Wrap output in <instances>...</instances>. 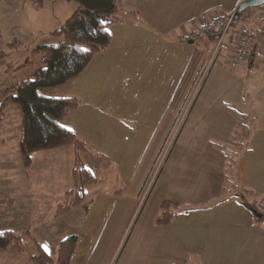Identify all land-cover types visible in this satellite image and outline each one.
Masks as SVG:
<instances>
[{
  "label": "crops",
  "instance_id": "obj_1",
  "mask_svg": "<svg viewBox=\"0 0 264 264\" xmlns=\"http://www.w3.org/2000/svg\"><path fill=\"white\" fill-rule=\"evenodd\" d=\"M23 1L30 3V18L44 15L42 9L50 15L44 26L30 21L24 28L35 37L21 43L18 56L4 57L0 46V99L10 84L33 77L43 63L41 55L31 58L32 49L57 41L52 32L77 7L66 0ZM244 1L117 0L120 20L109 26L110 45L76 78L47 92L80 100L65 122L92 152H81L98 177L87 186L93 197L89 210L84 213L80 205L75 222L66 219L74 207L55 214L73 185L74 148L36 151L25 168L15 108L16 132L13 136L7 126L8 136L0 138V191L5 192L0 215L25 221L22 234L54 236L58 246L76 234L70 264H264V222L241 202H264V25L246 63L234 69L228 61L242 23L222 40L194 34L202 21L236 11ZM257 7L245 14L248 22L255 23ZM189 190L194 197L174 201V194ZM218 192L226 197L218 199ZM166 200L175 214L159 224L156 217ZM25 207L30 212L22 211ZM43 208L50 209L49 216H42ZM36 247L17 258L1 249L0 264H32L29 254H36ZM55 254L50 253L53 259Z\"/></svg>",
  "mask_w": 264,
  "mask_h": 264
},
{
  "label": "trees",
  "instance_id": "obj_2",
  "mask_svg": "<svg viewBox=\"0 0 264 264\" xmlns=\"http://www.w3.org/2000/svg\"><path fill=\"white\" fill-rule=\"evenodd\" d=\"M66 1L75 2L77 7L72 16L52 32L57 41L32 49L31 54L41 55L43 65L36 69L32 78L10 84L1 92L0 99V125L5 120L7 107L16 105L19 108L21 134L18 148L25 168L31 166L32 155L36 151L52 150L66 145L74 148L73 185L57 205L56 215L67 213L77 205H81L84 213H87L93 201L87 186L96 182L98 177L84 165L81 158V152H92L65 122L67 115L78 107L80 100L68 96H52L47 92L76 78L95 54L106 49L111 43L109 26L120 20L117 0ZM251 8L241 12L236 10L234 24L242 23L239 26L241 32L254 23L248 22L249 16L245 15ZM260 28L261 26L257 32ZM255 37L256 33L251 50L256 44ZM25 62L29 63L30 59ZM241 202L250 210L256 221L264 222L263 201L255 203L245 198ZM161 206L163 212L156 217V222L167 224L175 212L171 211L168 200ZM77 238L76 234L63 238L59 243L56 259L36 242L38 252L29 254V260L32 264H70L77 247ZM34 242L30 231L24 234H19L13 229L0 231V250H10L11 256L15 258L22 256Z\"/></svg>",
  "mask_w": 264,
  "mask_h": 264
},
{
  "label": "rangeland",
  "instance_id": "obj_3",
  "mask_svg": "<svg viewBox=\"0 0 264 264\" xmlns=\"http://www.w3.org/2000/svg\"><path fill=\"white\" fill-rule=\"evenodd\" d=\"M72 4L75 5V3H72ZM26 5H30V3L27 1ZM26 5L23 0H0V46L3 51L4 57H16L20 53H22V51L24 50V47L21 45V43H24L25 41L30 42L35 37L33 32L29 33L24 28L27 27L30 21L33 26L35 23L44 26V24H46V21H45L46 18L50 15V11L42 9V13H45L44 15L38 14V18L34 16L30 18V14L27 10ZM41 36L43 38H46V35L45 36L41 35ZM261 53H262V50L261 49L258 50L257 54L261 55ZM30 55H31V58L35 56L33 54H30ZM9 78H11V76H9ZM15 108L16 110L19 109L16 105H11L7 107L5 121L2 123V125H0V138L8 136L7 126H9V130L13 132L12 133L13 136H14V132H16L18 121L16 117L17 113L15 112ZM180 128H181L180 126L177 128V125H176L175 128L173 129V132H172L173 137H171V140H172L171 144L175 140ZM20 132H21V129H19V133ZM12 139H13L12 136H10L8 138V141L13 144ZM18 141H17V144H18ZM84 161L87 165H89L88 164L89 162L88 161L86 162V159H84ZM20 163L22 162L20 161ZM37 166H39V164ZM223 167H224V164H223ZM2 183H4V181ZM0 193L3 194L5 192L0 191ZM195 194L196 192L194 190L183 191L182 193H176L174 194V201L180 202L183 200H189L192 197H194ZM200 194L201 192L197 193L198 196H200ZM202 194L205 195V194H208V192H204ZM155 195H156V192H155ZM155 195H152V197L155 198L154 197ZM215 197H218L219 199V198L226 197V195L225 194L222 195L220 194V192H218ZM5 201H8V200L5 199ZM23 210L26 213L30 212L29 208L27 207L22 208V211ZM49 213H50L49 208H43V211H42L43 217L49 216ZM81 214H82V208L80 205H78V206H75L68 213V215L66 216V219L70 220L71 222H75L80 217ZM70 224L75 225L76 223H70ZM25 225H26V222L21 219H10L8 218L7 215H4V216L0 215V231L10 228V229H15L16 232L22 234L24 230L26 229ZM59 225H61V223H59ZM34 239L37 240L39 243H41L42 246L48 247L51 254L58 252L59 246L54 236H51L50 238L49 237L40 238L38 236H35ZM33 244L34 246H36L35 242ZM36 252H38L37 247H36Z\"/></svg>",
  "mask_w": 264,
  "mask_h": 264
},
{
  "label": "built area",
  "instance_id": "obj_4",
  "mask_svg": "<svg viewBox=\"0 0 264 264\" xmlns=\"http://www.w3.org/2000/svg\"><path fill=\"white\" fill-rule=\"evenodd\" d=\"M235 13L228 12L222 15H216L205 21H202L195 29L194 34L200 38H206L211 34H217L220 40L229 32L235 21ZM264 25V2L257 7V21L246 27L245 30L234 40L232 53L229 57L228 66L231 69L242 66L246 63L250 50L254 44V34L257 33L259 26ZM207 68L201 73L196 84L193 87V94L189 98L187 108L182 112L179 121L177 123V128L181 126L184 121L185 116L189 111V107L194 101L201 84L203 82L204 76L206 74Z\"/></svg>",
  "mask_w": 264,
  "mask_h": 264
},
{
  "label": "water",
  "instance_id": "obj_5",
  "mask_svg": "<svg viewBox=\"0 0 264 264\" xmlns=\"http://www.w3.org/2000/svg\"><path fill=\"white\" fill-rule=\"evenodd\" d=\"M264 0H245L238 8V12L243 11L247 7H256L261 5Z\"/></svg>",
  "mask_w": 264,
  "mask_h": 264
}]
</instances>
